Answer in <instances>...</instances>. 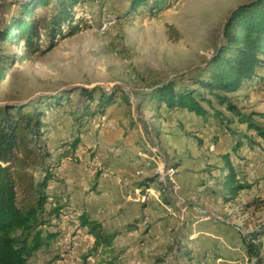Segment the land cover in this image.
Listing matches in <instances>:
<instances>
[{"label":"rangeland","instance_id":"rangeland-1","mask_svg":"<svg viewBox=\"0 0 264 264\" xmlns=\"http://www.w3.org/2000/svg\"><path fill=\"white\" fill-rule=\"evenodd\" d=\"M21 1L0 0V30L19 16ZM53 1L35 10L40 20L48 19L56 7ZM250 1L254 0H147L136 13H124L128 0H78L70 11L74 31L63 23L52 37L41 26L38 48L30 58L17 61L23 39L19 44L0 39V106L38 104L41 96L59 94L58 104L48 105L52 102L48 99L41 106L45 126L40 140L53 164L48 194L68 186L75 187L77 195H86L96 172L104 169L103 161L115 154L119 159L114 158L112 166L134 175L129 184L120 180L131 190L128 198L143 206L163 204L179 223L171 239L143 243L145 252L153 249L163 258L158 264H258L247 252L248 241L259 264H264V143L247 128V120H241L264 126V78L257 76L237 91L226 92L229 101L205 95L210 99L200 102L205 117L185 108H167L147 94L168 81L175 88L191 89L197 87L195 79L205 80L212 59L225 47L232 13ZM257 74L263 77L264 66ZM83 87L94 89L91 99L80 93ZM103 114L105 120L100 119ZM128 134L129 140L124 137ZM76 135L80 142L72 156L70 145ZM128 146L140 149L145 160L129 164L135 158L132 150L124 152ZM65 150L67 156L60 157ZM226 154L236 178L249 185L228 201L218 182L219 174L227 172ZM31 171L36 178L44 174L38 167ZM134 185L141 189L131 188ZM68 214L63 210L48 229L58 230L59 224L71 221ZM149 222V212H142L140 226L146 228ZM124 251L112 241L94 247L93 239L58 235L28 261L128 264L121 256Z\"/></svg>","mask_w":264,"mask_h":264},{"label":"trees","instance_id":"trees-1","mask_svg":"<svg viewBox=\"0 0 264 264\" xmlns=\"http://www.w3.org/2000/svg\"><path fill=\"white\" fill-rule=\"evenodd\" d=\"M50 1H21L19 16L11 19L0 30L1 40L19 44L23 39V47L21 46V52L17 55V61L22 62L36 52L41 26L46 28L52 37L61 32L63 23L67 24L69 32L74 31L73 15L70 11L78 0L53 1L56 7L51 9L48 19L40 20L35 10L50 4ZM146 1L128 0L129 9H125L124 13H136L138 7ZM232 14L225 34V47L212 59L208 77L205 80L195 79L197 87L191 89L184 85L175 88L173 81L162 83L147 93L150 100L163 103L170 109L185 108L205 117V109L200 103L210 102L205 95L212 94L221 102L229 101L226 92L237 91L244 83L257 76L259 79L264 78V75L260 77L257 74V69L264 66V57H261L264 55V0L247 2ZM200 88L205 92L204 95ZM93 91L94 89L80 88V93L86 95L88 100L92 98ZM103 96L104 94H100V99H103ZM58 98L59 94L44 95L39 97L38 104L0 106V264H30L29 257L41 246L56 239L59 234L58 230H49L48 226L52 225L53 218H59L65 203L62 202L61 196L50 195L46 191L48 181L53 178V173L49 171L53 164L51 153L40 140L42 127L45 126L41 106L48 104V99L52 101L48 105L58 104ZM235 110L236 114L243 115ZM241 120H247V128L255 130V134L261 137L264 143V126L245 117ZM79 140L76 135L70 145V155H74ZM67 154L68 151L65 150L60 153V157H66ZM223 161L227 172L219 174L218 182L222 190L219 192L228 201L249 185L236 178L228 154L223 156ZM35 167L43 170L44 174L40 178H36L31 171V168ZM79 226L86 228L94 237V247L111 244L112 239L105 234L98 221L80 215ZM259 227L252 235L257 234ZM247 248V252L251 257L254 256L259 264L258 253L250 241L247 242Z\"/></svg>","mask_w":264,"mask_h":264},{"label":"crops","instance_id":"crops-1","mask_svg":"<svg viewBox=\"0 0 264 264\" xmlns=\"http://www.w3.org/2000/svg\"><path fill=\"white\" fill-rule=\"evenodd\" d=\"M120 131L123 134L125 132L123 129ZM128 136L129 134L124 137L129 140ZM83 144L80 145L83 146ZM130 145L133 146L132 141ZM130 147L123 148L124 152L132 150V154H134L135 160L129 164L134 165L136 162L145 160L146 154H142L140 149L133 150ZM139 156L141 157L139 158ZM114 158L115 154L107 157L105 159L107 162L103 161L101 167L103 166L104 169L101 168L98 170L99 173L96 172L94 186L86 187L87 189L90 188V192H86V195H77L75 187L68 186H66V191L55 194L61 196L62 202L65 203L64 210L70 213L68 215L72 218L71 221H66L67 223L57 226L58 235L63 239L94 240L86 228L79 226V216H86L101 223L105 234L112 239L113 244L120 251L125 250L121 256L128 264H144L145 259L148 264H158L163 258L158 257L159 255L154 253L153 249H148L145 252L146 248L142 246L143 243L146 239H158L154 241V244L160 242L161 239H171L173 230H176L179 223L173 217L168 216L166 206L163 204H161L162 206L158 204L143 206L144 204L140 205L131 201L127 196V192L129 193L131 190H127V186L120 180H125L128 182L125 183L129 184L134 180H130L129 177L133 178L134 175L131 170L124 167L115 169L112 164L119 157ZM108 162L111 164L107 165ZM113 172L117 175L115 179L112 175ZM131 188L141 189L136 185ZM142 212H149L150 215V222L146 228L140 226ZM123 246L125 247L122 248Z\"/></svg>","mask_w":264,"mask_h":264},{"label":"built area","instance_id":"built-area-1","mask_svg":"<svg viewBox=\"0 0 264 264\" xmlns=\"http://www.w3.org/2000/svg\"><path fill=\"white\" fill-rule=\"evenodd\" d=\"M106 117H107V116H106L105 114L100 115V119H101V120H105ZM162 162H163V166H164V165H165V160L163 159ZM196 210H199V209L196 207ZM215 218L223 219V218H222L221 216H219V215H217Z\"/></svg>","mask_w":264,"mask_h":264}]
</instances>
